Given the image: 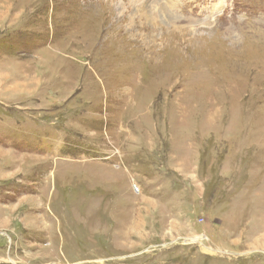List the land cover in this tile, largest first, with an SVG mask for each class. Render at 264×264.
Masks as SVG:
<instances>
[{
	"label": "rangeland",
	"instance_id": "rangeland-1",
	"mask_svg": "<svg viewBox=\"0 0 264 264\" xmlns=\"http://www.w3.org/2000/svg\"><path fill=\"white\" fill-rule=\"evenodd\" d=\"M0 264H264V0H0Z\"/></svg>",
	"mask_w": 264,
	"mask_h": 264
},
{
	"label": "bare ground",
	"instance_id": "bare-ground-1",
	"mask_svg": "<svg viewBox=\"0 0 264 264\" xmlns=\"http://www.w3.org/2000/svg\"><path fill=\"white\" fill-rule=\"evenodd\" d=\"M147 17V16H146ZM145 18V17H144Z\"/></svg>",
	"mask_w": 264,
	"mask_h": 264
}]
</instances>
